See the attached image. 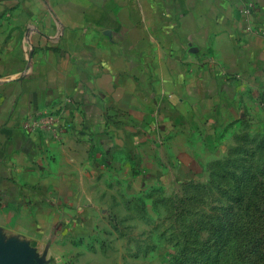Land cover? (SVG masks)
Wrapping results in <instances>:
<instances>
[{"label":"crops","instance_id":"crops-1","mask_svg":"<svg viewBox=\"0 0 264 264\" xmlns=\"http://www.w3.org/2000/svg\"><path fill=\"white\" fill-rule=\"evenodd\" d=\"M263 98L264 0H0V244L42 264Z\"/></svg>","mask_w":264,"mask_h":264},{"label":"rangeland","instance_id":"rangeland-1","mask_svg":"<svg viewBox=\"0 0 264 264\" xmlns=\"http://www.w3.org/2000/svg\"><path fill=\"white\" fill-rule=\"evenodd\" d=\"M254 106L210 148L161 150L160 173L132 191L118 184L117 203L102 205L105 217L86 231L71 223L73 234L62 236L54 221L42 264H249L236 254L237 230L264 220V98Z\"/></svg>","mask_w":264,"mask_h":264},{"label":"trees","instance_id":"trees-1","mask_svg":"<svg viewBox=\"0 0 264 264\" xmlns=\"http://www.w3.org/2000/svg\"><path fill=\"white\" fill-rule=\"evenodd\" d=\"M236 254L249 264H264V220L251 219L237 230Z\"/></svg>","mask_w":264,"mask_h":264},{"label":"built area","instance_id":"built-area-1","mask_svg":"<svg viewBox=\"0 0 264 264\" xmlns=\"http://www.w3.org/2000/svg\"><path fill=\"white\" fill-rule=\"evenodd\" d=\"M249 9L243 10V13L247 14ZM25 127L31 128V131L46 130L52 133H56L59 130V125L56 116L50 111L36 112L32 116L28 117Z\"/></svg>","mask_w":264,"mask_h":264},{"label":"water","instance_id":"water-1","mask_svg":"<svg viewBox=\"0 0 264 264\" xmlns=\"http://www.w3.org/2000/svg\"><path fill=\"white\" fill-rule=\"evenodd\" d=\"M28 253L11 245L0 244V264H31Z\"/></svg>","mask_w":264,"mask_h":264}]
</instances>
